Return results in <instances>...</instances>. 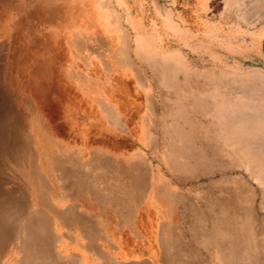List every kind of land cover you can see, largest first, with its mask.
<instances>
[{"label": "rangeland", "instance_id": "obj_1", "mask_svg": "<svg viewBox=\"0 0 264 264\" xmlns=\"http://www.w3.org/2000/svg\"><path fill=\"white\" fill-rule=\"evenodd\" d=\"M93 14L113 30L91 28ZM118 28L133 93L117 148L146 178L130 191L139 222H126L143 236H121L118 254L264 264V147L253 144L264 138V0H0V264H53L46 254L62 261L73 247L55 236L66 225L49 218L48 185L60 190L55 168L84 157L45 107L70 55L118 49ZM116 192L90 199L111 228Z\"/></svg>", "mask_w": 264, "mask_h": 264}, {"label": "crops", "instance_id": "obj_2", "mask_svg": "<svg viewBox=\"0 0 264 264\" xmlns=\"http://www.w3.org/2000/svg\"><path fill=\"white\" fill-rule=\"evenodd\" d=\"M86 18L91 28L97 27L102 20L106 30H113L109 26L111 19H102L101 15L95 14L86 15ZM118 30V49H111L109 54H86L84 47L78 49V54L70 55L72 60L67 66L68 71L65 66L63 78L53 84L45 107L55 134L64 144L68 141L77 146L84 157L81 163L77 162L72 167L55 168L61 176L58 180L60 190L48 182L49 218L66 225L59 233L56 231L55 236L70 239L74 244L67 258H61L62 261L57 264L67 261L72 264H151L148 256L133 254L126 260L117 252L121 236H143L135 233L138 231L131 226L127 229L126 222H139V219L133 218L135 199L130 191L143 189L146 181L143 172L137 171L138 166L135 169L132 151L117 148V142L127 144L129 140L126 134L123 136L121 133L123 126L128 125V109L133 93L128 80H125L128 79V72L116 64L118 57L125 54L127 41L125 32L120 28ZM69 121H75L80 131H70ZM98 190H117L114 197L119 200L113 201L109 194L107 196L115 207L109 211L113 217L105 218L106 221L116 222L115 228L102 225V214L108 212L90 203ZM123 190L125 197L124 193L118 192ZM66 198L71 201L63 204ZM104 238L116 248L114 252L106 250L102 241ZM75 239H82L79 240L81 244L76 245Z\"/></svg>", "mask_w": 264, "mask_h": 264}, {"label": "bare ground", "instance_id": "obj_3", "mask_svg": "<svg viewBox=\"0 0 264 264\" xmlns=\"http://www.w3.org/2000/svg\"><path fill=\"white\" fill-rule=\"evenodd\" d=\"M68 128H69V130L70 131H74V132H79L80 131V126H78L76 123H75V121H69L68 122ZM254 143V147H256V148H262V147H264V138L263 137H260V138H258V139H256V140H254L253 141ZM42 223V222H41ZM42 226H44V225H42ZM43 229H41V231H43V232H46V229L44 228V227H42ZM24 230H26V229H24ZM23 230V231H24ZM27 231H28V229H27ZM37 231V233H39L40 234V229L38 230H36ZM23 236L25 237V240H23V241H25V242H27V240H26V238H28V236L27 235H25V234H23ZM32 236V235H31ZM24 239V238H23ZM41 249H40V251H43L42 253H44V254H46V244L45 243H43V244H41ZM46 256H48L50 259H51V263H53V264H57V262L56 261H54L51 257H50V255H47L46 254ZM174 261L173 262H176V264H187L186 263V261L183 259V258H175V259H173ZM65 263V262H64ZM59 264H61V263H59ZM65 264H72L70 261H67V263H65Z\"/></svg>", "mask_w": 264, "mask_h": 264}]
</instances>
